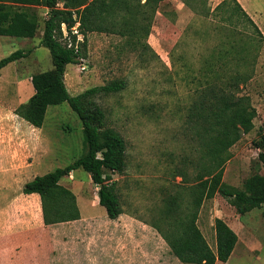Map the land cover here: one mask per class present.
<instances>
[{"label":"rangeland","instance_id":"rangeland-1","mask_svg":"<svg viewBox=\"0 0 264 264\" xmlns=\"http://www.w3.org/2000/svg\"><path fill=\"white\" fill-rule=\"evenodd\" d=\"M186 1L160 3L148 36L144 30L130 36L120 26L112 32H88L84 59L67 64L64 75L71 94L113 79L126 81L123 89L98 94L96 101L106 114L107 125L126 143V168L112 174L122 208L149 222L157 217L155 207L165 196L178 193L184 204L190 200L187 187L196 182L200 162L198 145L185 125L187 111L214 68L226 81L236 68L251 75L240 83L239 94L247 95L257 111L253 128L230 147L223 180L243 188L256 171L264 175V165L257 156L260 149L254 144L259 132L264 133V34L235 9L217 11L215 7L222 0ZM238 1L249 15L264 13V4H257V0ZM140 9L149 22L148 8ZM36 10L46 17V8ZM41 33L40 22L32 38L0 35V59L16 49L31 50L0 70V210H5L0 234L18 224L14 216L20 208L8 214L6 209L26 181L70 163L85 151L81 120L67 102L49 105L41 127L30 125L15 113L34 91L31 75L52 68L49 49L40 45ZM238 56L241 59L237 60ZM75 173L86 180L87 172L82 168L72 171L73 177ZM69 175L60 182H67ZM91 184H82L81 191L97 192ZM31 203L29 199L27 204ZM15 205H20L19 199ZM81 206L84 214L97 212ZM29 215L36 221L33 212ZM215 217L237 233L228 260L217 264H264V205L238 214L219 193L205 199L197 224L213 249ZM99 227L102 225H95L87 235L92 236ZM20 247L13 242L0 244V264H34L31 250L18 251ZM87 256L88 261L93 260L92 255Z\"/></svg>","mask_w":264,"mask_h":264},{"label":"trees","instance_id":"trees-1","mask_svg":"<svg viewBox=\"0 0 264 264\" xmlns=\"http://www.w3.org/2000/svg\"><path fill=\"white\" fill-rule=\"evenodd\" d=\"M163 1L0 0V35L32 38L41 22L40 45L49 49L52 60L51 69L31 75L34 91L27 101L15 108V113L30 125L41 127L49 105L67 102L82 123L85 151L64 166L35 175L22 187L24 193L39 195L45 224L80 217L74 193L60 183L63 177L78 168L90 175L97 187L98 202L105 207L108 217L115 219L122 213L116 180L112 179V174L122 173L126 168V143L116 129L107 125L106 114L96 101V96L117 92L125 87L126 81L113 79L71 94L64 75L67 64L84 59L88 32H112L120 26L126 28L130 36H135L140 30H144L145 36H148L152 17ZM39 6L47 9L46 17L37 13ZM143 6L149 10V22H145V12L140 9ZM223 8L237 10L258 29L238 0H222L215 7L217 11ZM30 51L20 48L2 57L0 70ZM211 71L216 73L214 79L212 74L200 88L188 107L186 117L185 125L192 131L191 137L198 145L200 162L196 182L187 187L190 200L184 204L178 193L165 196L162 204L155 207L157 217L151 222L170 251L185 264L225 262L237 242V233L230 225L222 218L215 217V249L210 246L197 224L199 209L205 199L219 193L230 201L238 214L264 205V175L259 171L245 180L243 188L223 180L225 163L231 157L230 147L254 126L256 108L247 95L239 94L240 83H245L251 75H245L236 68L226 81L217 68ZM254 144L260 149L257 156L261 165H264L263 132H259Z\"/></svg>","mask_w":264,"mask_h":264},{"label":"crops","instance_id":"crops-1","mask_svg":"<svg viewBox=\"0 0 264 264\" xmlns=\"http://www.w3.org/2000/svg\"><path fill=\"white\" fill-rule=\"evenodd\" d=\"M257 4L263 5L264 1L257 0ZM263 15L264 13L250 15L262 34ZM87 177L86 180L80 179L76 173L73 177L71 172L67 182H60L66 183L63 185L74 193L80 213L79 218L69 221L45 224L39 195L21 192L16 198L20 205H15L16 199L11 200L6 209L8 214L14 208H20V212L14 216L18 224L14 227L12 225L8 233L0 234V244L13 242L21 245L18 251L31 250V261L34 264H185L170 251L151 222L124 209L115 219L109 218L105 207L98 202L97 192L94 193L92 189L81 191L84 187L82 184L92 185L88 173ZM29 199L32 200L31 204H27ZM81 204L97 212L84 214ZM4 212L5 210H0V220ZM31 212L37 216L34 222L30 220ZM97 224L102 227L88 236L87 232H92ZM1 231L0 228V233ZM87 255H92L93 260L88 261Z\"/></svg>","mask_w":264,"mask_h":264},{"label":"built area","instance_id":"built-area-1","mask_svg":"<svg viewBox=\"0 0 264 264\" xmlns=\"http://www.w3.org/2000/svg\"><path fill=\"white\" fill-rule=\"evenodd\" d=\"M65 31V30H64ZM78 38H81V35H78Z\"/></svg>","mask_w":264,"mask_h":264}]
</instances>
